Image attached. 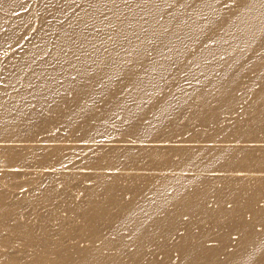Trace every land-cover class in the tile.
Wrapping results in <instances>:
<instances>
[{"label":"bare ground","instance_id":"obj_1","mask_svg":"<svg viewBox=\"0 0 264 264\" xmlns=\"http://www.w3.org/2000/svg\"><path fill=\"white\" fill-rule=\"evenodd\" d=\"M256 168L264 0H0V264H264Z\"/></svg>","mask_w":264,"mask_h":264},{"label":"rangeland","instance_id":"obj_2","mask_svg":"<svg viewBox=\"0 0 264 264\" xmlns=\"http://www.w3.org/2000/svg\"><path fill=\"white\" fill-rule=\"evenodd\" d=\"M1 57H2L1 59L3 60L4 59V56H1ZM99 100H101V99L98 98V101ZM76 111H77V109H76ZM148 140H149L148 142H150L151 144H154V146H156V145L159 146V144H160L159 141H158V139H155V137H153V136H151ZM107 163L108 164H114V162H107ZM107 163H105V164H107ZM164 165H169L170 166V164L168 162H163V163L160 164V166H164ZM231 167H234L235 168V165L233 164V165H231ZM248 167L251 168L252 166H248ZM256 169H264V168H256Z\"/></svg>","mask_w":264,"mask_h":264}]
</instances>
